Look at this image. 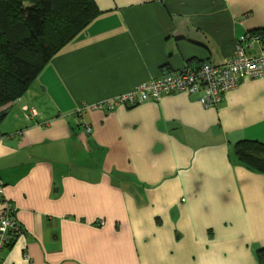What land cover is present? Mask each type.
<instances>
[{
    "label": "crops",
    "instance_id": "0c3cea01",
    "mask_svg": "<svg viewBox=\"0 0 264 264\" xmlns=\"http://www.w3.org/2000/svg\"><path fill=\"white\" fill-rule=\"evenodd\" d=\"M95 1L0 123V217L12 201L24 231L1 264H259L264 173L232 146L264 143V78L212 107L188 92L97 105L232 58L264 0Z\"/></svg>",
    "mask_w": 264,
    "mask_h": 264
},
{
    "label": "trees",
    "instance_id": "16d2710c",
    "mask_svg": "<svg viewBox=\"0 0 264 264\" xmlns=\"http://www.w3.org/2000/svg\"><path fill=\"white\" fill-rule=\"evenodd\" d=\"M100 12L95 0H0V123L44 66ZM250 32L264 39V29ZM232 157L264 173L263 142L238 140L232 146ZM19 236L12 235L4 249L12 248ZM256 257L264 264V248L256 251Z\"/></svg>",
    "mask_w": 264,
    "mask_h": 264
},
{
    "label": "built area",
    "instance_id": "2783aa9c",
    "mask_svg": "<svg viewBox=\"0 0 264 264\" xmlns=\"http://www.w3.org/2000/svg\"><path fill=\"white\" fill-rule=\"evenodd\" d=\"M258 52L254 53V49ZM246 78H264V42L259 33H247L237 44L235 55L222 64L204 62L199 67H185L150 78L135 89L97 105L112 110L117 104L137 105L149 100H160L165 94L188 92L197 95L199 101L207 106L218 105L225 94L238 87ZM35 114V113H33ZM86 131L92 126L86 124ZM2 182L0 181V195ZM0 217V264L2 250L9 244L12 235H20L22 228L15 215L12 201H5Z\"/></svg>",
    "mask_w": 264,
    "mask_h": 264
},
{
    "label": "rangeland",
    "instance_id": "374dc122",
    "mask_svg": "<svg viewBox=\"0 0 264 264\" xmlns=\"http://www.w3.org/2000/svg\"><path fill=\"white\" fill-rule=\"evenodd\" d=\"M261 36H262V35H261ZM262 39H263V37H262ZM263 40H264V39H263ZM32 61H33V62H36V60H35L34 58L32 59Z\"/></svg>",
    "mask_w": 264,
    "mask_h": 264
}]
</instances>
